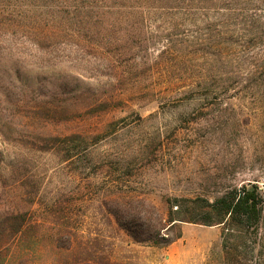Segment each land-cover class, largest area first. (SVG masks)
I'll use <instances>...</instances> for the list:
<instances>
[{
  "label": "rangeland",
  "instance_id": "rangeland-1",
  "mask_svg": "<svg viewBox=\"0 0 264 264\" xmlns=\"http://www.w3.org/2000/svg\"><path fill=\"white\" fill-rule=\"evenodd\" d=\"M145 3L0 56V264H223L221 226L139 242L111 209L153 228L151 205L200 221L229 187L264 195V0Z\"/></svg>",
  "mask_w": 264,
  "mask_h": 264
},
{
  "label": "trees",
  "instance_id": "trees-1",
  "mask_svg": "<svg viewBox=\"0 0 264 264\" xmlns=\"http://www.w3.org/2000/svg\"><path fill=\"white\" fill-rule=\"evenodd\" d=\"M156 1L0 0V56L43 55L59 51L56 41H72L76 36L77 31L70 27L73 23L99 19L105 10L115 6H138ZM68 41L63 43L62 49L69 48ZM151 209L156 214V224L153 228L141 229L145 220L143 216L125 215L118 209H111V212L123 230L139 242L151 239L153 243L160 240L168 243L179 238L180 230L170 238L166 232L177 220L221 226L223 264H264V195L255 183L232 186L210 201L204 199V205L200 207L204 217L200 221L173 217V212L183 216L181 205L176 206L175 211L170 209L167 217L159 215L153 205ZM134 228L138 229L134 231Z\"/></svg>",
  "mask_w": 264,
  "mask_h": 264
}]
</instances>
